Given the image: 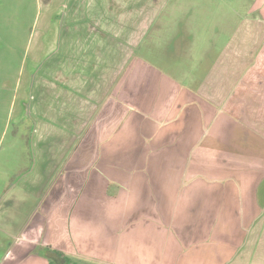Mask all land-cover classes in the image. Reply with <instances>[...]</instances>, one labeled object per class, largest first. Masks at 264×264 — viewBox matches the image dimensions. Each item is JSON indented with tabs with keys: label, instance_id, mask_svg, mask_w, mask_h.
Returning <instances> with one entry per match:
<instances>
[{
	"label": "crops",
	"instance_id": "crops-1",
	"mask_svg": "<svg viewBox=\"0 0 264 264\" xmlns=\"http://www.w3.org/2000/svg\"><path fill=\"white\" fill-rule=\"evenodd\" d=\"M0 1L17 6V29L0 36V80H16L23 100L31 87L28 178L38 196L65 190L66 243L73 214L93 213L83 239L107 252L141 244L138 264H264L263 5L36 0L47 13L29 38L31 0ZM26 244L24 261L49 264Z\"/></svg>",
	"mask_w": 264,
	"mask_h": 264
},
{
	"label": "rangeland",
	"instance_id": "rangeland-1",
	"mask_svg": "<svg viewBox=\"0 0 264 264\" xmlns=\"http://www.w3.org/2000/svg\"><path fill=\"white\" fill-rule=\"evenodd\" d=\"M215 1H223L226 6L232 8L241 7V13H244L246 8L253 9L256 4L264 6V0ZM16 8L17 6L5 5L0 1L1 37L8 35L13 29H17ZM46 8L44 1L39 7L36 0H31L24 7L23 32L27 37L32 38L34 34L43 29L47 13ZM64 13L65 8L62 7L61 13L54 18L56 26H62ZM12 18L14 20L11 22ZM7 42L8 38L3 37L0 39V54ZM18 89L19 91L16 88V80L9 81L7 87H3L0 80V95H3V103L0 102V120H2L0 121V264L7 258L9 260L6 264H25V262L28 264L29 260L24 261V257H22L27 241H35L39 245L36 251L43 254H47L52 248H56L55 246L59 247L60 244H63L65 246L63 251H75L76 256L71 255L70 257L77 264H118L119 262V264H130L132 262L138 264L137 258L130 259V254H133L135 247L129 244L122 245L120 243L118 250L117 246L115 247L113 243H110L113 248L110 252H107V241L93 244L92 239L90 242L87 237L83 239L82 234L90 235L93 231V223L89 224L90 220L96 217L93 213L88 214L89 219L86 218V214H73L74 232L71 237L72 242H65L66 232L64 227L69 228L68 218L65 223H62L65 215L61 210L65 206L64 200L68 198L65 190H60L58 186H54L52 183L47 189H44V192L41 191L40 194L43 193L42 195L39 194L38 196L34 192L39 187L36 186L34 191L31 187V180L28 178L33 176L36 166L34 147L36 126L33 118L26 112L29 103L26 98L31 94V87L26 89L27 96L24 100L21 98L23 94L21 86ZM7 90L8 92H6ZM4 98H7L6 105L4 104ZM21 106L22 110L24 108L25 111V114L22 112L24 117L17 114ZM60 185L64 187V183H60ZM149 200L147 199L144 205H150ZM111 215L110 213L108 220ZM79 216L80 222L76 223ZM117 234L118 231L116 230ZM12 244L16 245V248L10 256L9 248ZM141 246V244L136 245L134 255H140V257L146 255V249ZM60 262L64 263L62 260H59Z\"/></svg>",
	"mask_w": 264,
	"mask_h": 264
},
{
	"label": "trees",
	"instance_id": "trees-1",
	"mask_svg": "<svg viewBox=\"0 0 264 264\" xmlns=\"http://www.w3.org/2000/svg\"><path fill=\"white\" fill-rule=\"evenodd\" d=\"M44 257L48 260L49 264H60L61 262L59 263V260H62L64 262L63 264H77V262H75L71 257L55 250H50L47 254H44Z\"/></svg>",
	"mask_w": 264,
	"mask_h": 264
}]
</instances>
